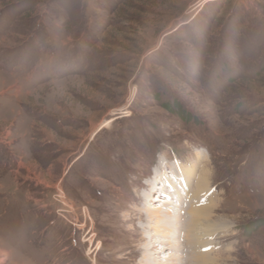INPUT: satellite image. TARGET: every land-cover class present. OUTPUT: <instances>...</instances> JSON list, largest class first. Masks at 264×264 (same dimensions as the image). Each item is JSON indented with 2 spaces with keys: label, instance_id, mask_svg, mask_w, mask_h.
<instances>
[{
  "label": "rangeland",
  "instance_id": "obj_1",
  "mask_svg": "<svg viewBox=\"0 0 264 264\" xmlns=\"http://www.w3.org/2000/svg\"><path fill=\"white\" fill-rule=\"evenodd\" d=\"M162 163L264 264V0H0V264H141Z\"/></svg>",
  "mask_w": 264,
  "mask_h": 264
},
{
  "label": "bare ground",
  "instance_id": "obj_2",
  "mask_svg": "<svg viewBox=\"0 0 264 264\" xmlns=\"http://www.w3.org/2000/svg\"><path fill=\"white\" fill-rule=\"evenodd\" d=\"M157 167L156 173L162 172L158 174L160 177L157 179L161 184L158 187L151 184L154 187L151 190L155 191L156 187L158 189L162 187L163 190L158 192V196L163 198L158 199L163 203L151 204L154 200L153 193L151 190H145L148 193L145 194L140 215L141 218H146L145 224L142 223L145 225V233L143 232L142 236L146 240L142 250L146 258L144 261L142 259L141 264H216L217 259L213 255L216 246L212 237L218 231H226L229 224L225 219H214L216 202L208 193L211 184L208 170L199 173L196 170L197 164L188 167L175 166L173 170L176 173L179 170L176 180L173 170H169L171 168L169 164L162 163ZM163 171L168 172L170 177L163 174ZM167 178L169 179L166 180ZM143 193L139 195L142 197ZM154 239H157L158 243H163L161 249L155 252L153 250L156 249V245L159 248V245L153 241ZM150 251L153 256L147 260ZM3 252L0 249V254ZM163 254H169L163 256L165 261L159 259Z\"/></svg>",
  "mask_w": 264,
  "mask_h": 264
},
{
  "label": "trees",
  "instance_id": "obj_3",
  "mask_svg": "<svg viewBox=\"0 0 264 264\" xmlns=\"http://www.w3.org/2000/svg\"><path fill=\"white\" fill-rule=\"evenodd\" d=\"M165 104V106L167 107V108H169V109H171V110H174L175 109V111L178 109L177 108V106L175 105V104H173V105H171V104H169V103H164ZM180 114H181V117H183L185 120H193V119H195V118H193V117H191L189 114H188V112L187 111H185V112H180ZM256 229V226L254 225V228H245L244 229V232H251L252 230H255Z\"/></svg>",
  "mask_w": 264,
  "mask_h": 264
},
{
  "label": "built area",
  "instance_id": "obj_4",
  "mask_svg": "<svg viewBox=\"0 0 264 264\" xmlns=\"http://www.w3.org/2000/svg\"><path fill=\"white\" fill-rule=\"evenodd\" d=\"M200 4H201V1H199V2H197V3H195L194 5H193V7L192 8H190V9H197L199 6H200ZM62 197H64L63 195H61Z\"/></svg>",
  "mask_w": 264,
  "mask_h": 264
}]
</instances>
